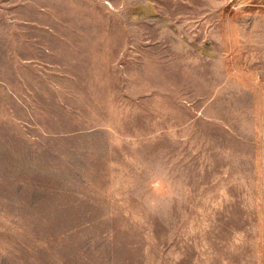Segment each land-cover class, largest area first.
Masks as SVG:
<instances>
[{
    "label": "rangeland",
    "instance_id": "374dc122",
    "mask_svg": "<svg viewBox=\"0 0 264 264\" xmlns=\"http://www.w3.org/2000/svg\"><path fill=\"white\" fill-rule=\"evenodd\" d=\"M0 264H264V0H0Z\"/></svg>",
    "mask_w": 264,
    "mask_h": 264
}]
</instances>
